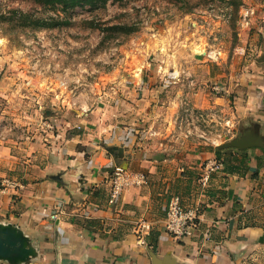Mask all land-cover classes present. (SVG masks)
Masks as SVG:
<instances>
[{"label":"crops","instance_id":"0c3cea01","mask_svg":"<svg viewBox=\"0 0 264 264\" xmlns=\"http://www.w3.org/2000/svg\"><path fill=\"white\" fill-rule=\"evenodd\" d=\"M172 24L162 32L166 49L179 41L186 49L207 43L199 32L202 24L194 29L182 20ZM255 28L244 36L259 44L261 55L251 71L231 75L237 80L234 88L228 81L231 100L202 84L188 86L185 73L194 83L205 68L211 80L222 64L206 69L201 52L193 53L194 68L173 72L181 77L179 84L147 87V76L131 72L144 81L142 87L131 86L132 113L135 105L147 111L144 117L132 115V130L124 125L103 135L69 134L31 168H21L0 139V264H154L153 255L159 264H264V31ZM180 44L176 54L188 55ZM165 54L166 62L170 54ZM170 74L156 70L154 78ZM183 103L208 110L210 120L218 121L217 115L231 119V133L215 145L173 134L174 112L179 106L184 110ZM156 107L166 113L160 121L149 117ZM199 120L191 118L194 131ZM211 158L223 165L201 186L202 165ZM117 164L145 173L147 182L125 188L110 204V175ZM175 195L198 212L191 234L183 238L164 229L167 205ZM60 203L63 212L51 218Z\"/></svg>","mask_w":264,"mask_h":264},{"label":"rangeland","instance_id":"374dc122","mask_svg":"<svg viewBox=\"0 0 264 264\" xmlns=\"http://www.w3.org/2000/svg\"><path fill=\"white\" fill-rule=\"evenodd\" d=\"M243 5L254 8L249 24L242 19ZM19 12L31 13L32 17L58 16L64 23L44 28L23 26ZM187 14L194 17L183 19ZM181 20L190 29L202 24L199 32L206 34L207 43L186 49L179 41L166 49L162 32ZM118 24L135 29L127 32L112 27ZM255 26L264 31V0H109L96 8L76 6L66 12L36 0H0V139L25 168L34 165L35 160L44 161L48 151L63 143L69 134L103 135L124 125L132 130L128 125L132 115L144 117L147 111L135 105L137 109L132 113L131 96L128 98L131 86L142 87L144 81L131 76V72L147 76V87L179 84L181 77L173 72L176 74L177 68H194L197 64L193 53L201 52L208 64L206 69L222 64L217 65L211 80V71L203 67L201 77L194 83L192 76L185 73L188 86L202 84L207 91L231 100L233 92L227 91L228 81H233L232 88L237 81L231 75L251 71L256 57L261 55L259 44L244 36L248 37L251 30L256 32ZM177 33L180 38L181 33ZM179 44L188 55L176 54ZM217 44H221V50ZM241 47L243 54L238 51ZM215 50L221 51L217 59L207 56ZM166 51L170 57L165 62ZM164 69L172 74L154 78L156 70ZM183 105L184 110L179 106V111L174 112L172 133L189 142L195 138L196 142L220 144L226 136L224 122L228 118L217 115L218 121L210 120V112H204L208 110ZM150 112L149 117H158L157 121L166 117L160 107ZM197 117L198 130L194 131L190 122ZM81 121L86 128L78 127Z\"/></svg>","mask_w":264,"mask_h":264},{"label":"built area","instance_id":"2783aa9c","mask_svg":"<svg viewBox=\"0 0 264 264\" xmlns=\"http://www.w3.org/2000/svg\"><path fill=\"white\" fill-rule=\"evenodd\" d=\"M213 10V9H212ZM242 19L245 23L251 22V15L254 13L253 7H244L241 9ZM227 17V15L225 16ZM240 53H244V48L241 47L238 50ZM214 54L211 55V53ZM220 51H209L208 57L217 59ZM218 90V87H214ZM226 134L231 133L233 127L231 119H226L224 122ZM222 161L215 158L208 159L203 165L200 176L198 178L199 185L204 186L209 181L211 174L222 167ZM147 182V176L143 172L132 171L127 167L117 164L113 166L111 177H110V188H109V203L113 204L117 199L118 195L121 194L125 188L130 186H140ZM62 204L60 203L51 213V218H57L60 213L63 212ZM196 219H198V212L194 208H186L182 205L179 196H172L169 199L165 218H164V229L172 234L175 238H183L191 234L192 227L195 225ZM143 228L148 229L147 225H143ZM139 241H142L143 237L141 232L137 233Z\"/></svg>","mask_w":264,"mask_h":264},{"label":"trees","instance_id":"16d2710c","mask_svg":"<svg viewBox=\"0 0 264 264\" xmlns=\"http://www.w3.org/2000/svg\"><path fill=\"white\" fill-rule=\"evenodd\" d=\"M39 4L43 6L50 7L52 9L59 8L61 12H66L70 8L76 6H87L89 8H96L101 4L109 0H36ZM229 4L233 6V1H230ZM238 7V3L235 4V8ZM19 17L21 20V25L26 26H34L37 28H44V27H55L62 25L64 21L59 19V17L53 16H36L32 17L31 13L19 12ZM113 28L127 30V32H132L135 27L134 26H126V25H112Z\"/></svg>","mask_w":264,"mask_h":264},{"label":"water","instance_id":"95a60500","mask_svg":"<svg viewBox=\"0 0 264 264\" xmlns=\"http://www.w3.org/2000/svg\"><path fill=\"white\" fill-rule=\"evenodd\" d=\"M153 258H154V260H153L154 261V264H159V260L156 257H154V255H153Z\"/></svg>","mask_w":264,"mask_h":264}]
</instances>
